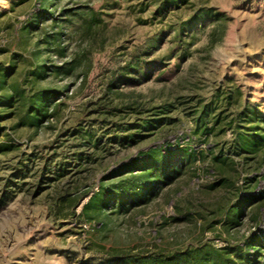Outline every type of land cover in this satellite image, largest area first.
<instances>
[{
  "label": "rangeland",
  "instance_id": "374dc122",
  "mask_svg": "<svg viewBox=\"0 0 264 264\" xmlns=\"http://www.w3.org/2000/svg\"><path fill=\"white\" fill-rule=\"evenodd\" d=\"M262 192L264 0H0V264H264Z\"/></svg>",
  "mask_w": 264,
  "mask_h": 264
},
{
  "label": "trees",
  "instance_id": "16d2710c",
  "mask_svg": "<svg viewBox=\"0 0 264 264\" xmlns=\"http://www.w3.org/2000/svg\"><path fill=\"white\" fill-rule=\"evenodd\" d=\"M45 100H47V94L43 96L42 101L45 102ZM42 110L43 108H40L39 114H37L34 117L36 121L38 119H41V117H44V113ZM174 152H175L174 150L168 151L166 153H161L160 156L163 157V159H167V157L172 156ZM191 154H192L191 152L189 153L186 152L185 155L189 157L191 156ZM181 160L182 159L179 158L175 162H178L179 164H181ZM166 163L167 162L165 161V164ZM161 168L164 169V172L167 170L166 165H162ZM152 190H153V186L152 187L147 186L146 192H144V196L146 194H147L146 196L150 195L151 192L149 191H152ZM85 197H86V193H82L78 195L76 198H73L72 200L73 208H75L78 202ZM262 198H264V192H262L259 196H256V197L254 196V197H249V198L247 197L242 198V200L239 201L240 210L236 212L234 215L232 214L230 217V220L232 219V222H234L233 220H235V217L238 214H240V212L242 213L243 209L245 210V207L248 205L244 203H250V202H252L253 204L255 203L257 205L255 210L258 211L259 210L258 205H259V202L262 200ZM256 217H258V213ZM247 243L252 248L264 247V228L261 227L259 229L258 234H252V236L249 238ZM236 249H232L231 252L236 253ZM222 251L223 250L218 251V250H211V249L208 250L205 248H196L192 250H186L183 252H174L170 254L157 253V254L148 255V256L131 257L125 261V264H228V257L225 256L226 254L223 253ZM248 261L250 264H258L257 260H254L253 258L248 259Z\"/></svg>",
  "mask_w": 264,
  "mask_h": 264
}]
</instances>
